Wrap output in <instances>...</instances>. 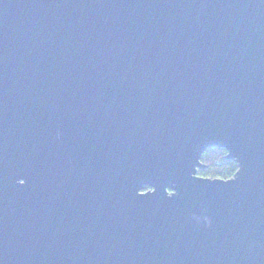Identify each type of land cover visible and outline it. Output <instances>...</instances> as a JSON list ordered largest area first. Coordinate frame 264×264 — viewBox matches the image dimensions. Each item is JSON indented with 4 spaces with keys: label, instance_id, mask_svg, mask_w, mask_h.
Returning <instances> with one entry per match:
<instances>
[{
    "label": "water",
    "instance_id": "obj_1",
    "mask_svg": "<svg viewBox=\"0 0 264 264\" xmlns=\"http://www.w3.org/2000/svg\"><path fill=\"white\" fill-rule=\"evenodd\" d=\"M0 264H264V0H0Z\"/></svg>",
    "mask_w": 264,
    "mask_h": 264
},
{
    "label": "trees",
    "instance_id": "obj_2",
    "mask_svg": "<svg viewBox=\"0 0 264 264\" xmlns=\"http://www.w3.org/2000/svg\"><path fill=\"white\" fill-rule=\"evenodd\" d=\"M226 150L221 147L211 146L201 155L203 167L198 169L197 174L203 177L228 178L237 169L236 162L225 157Z\"/></svg>",
    "mask_w": 264,
    "mask_h": 264
}]
</instances>
